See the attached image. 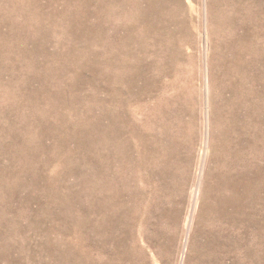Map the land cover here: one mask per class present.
Listing matches in <instances>:
<instances>
[{"label":"rangeland","instance_id":"1","mask_svg":"<svg viewBox=\"0 0 264 264\" xmlns=\"http://www.w3.org/2000/svg\"><path fill=\"white\" fill-rule=\"evenodd\" d=\"M263 19L0 0V264H264Z\"/></svg>","mask_w":264,"mask_h":264},{"label":"bare ground","instance_id":"2","mask_svg":"<svg viewBox=\"0 0 264 264\" xmlns=\"http://www.w3.org/2000/svg\"><path fill=\"white\" fill-rule=\"evenodd\" d=\"M203 1V0H202ZM221 1V0H220ZM160 2H162V1H160ZM166 2V1H165ZM169 2H171V1H169ZM182 2V1H181ZM227 2V1H226ZM232 2H233V0H232ZM147 3V2H146ZM184 3V2H183ZM244 3V2H243ZM259 3V2H258ZM150 4H152V3H150ZM219 4V3H218ZM256 4V3H255ZM260 4V3H259ZM117 5V4H116ZM170 5V4H169ZM174 5V4H173ZM177 5V4H176ZM222 5V4H221ZM224 5V4H223ZM263 5V4H262ZM206 6V5H205ZM210 6V5H209ZM183 7V6H182ZM189 7V6H188ZM212 7V6H211ZM259 7V6H258ZM173 8V7H172ZM202 8H203V4H202ZM213 8V7H212ZM221 8H223L222 6H221ZM204 9H205V7H204ZM214 9V8H213ZM218 9H220V8H218ZM232 9V8H231ZM240 9V8H239ZM141 10V9H140ZM215 10V9H214ZM256 10V9H255ZM204 11V10H203ZM206 11V10H205ZM183 12V11H182ZM205 14V13H204ZM173 15V14H172ZM236 15V14H235ZM182 16V15H181ZM127 17V16H126ZM179 17V16H178ZM242 17V16H241ZM251 17V16H250ZM156 18V17H155ZM133 19V18H132ZM135 19V18H134ZM238 19V18H237ZM259 19V18H258ZM136 20V19H135ZM254 20H256V19H254ZM264 20V19H263ZM232 21V20H231ZM250 21V20H249ZM204 23V22H203ZM234 23V22H233ZM257 23V22H256ZM141 24V23H140ZM247 24V23H246ZM229 25V24H228ZM253 25H254V23H253ZM154 26V25H153ZM159 26V25H158ZM183 27V26H182ZM228 27V26H227ZM242 27H244V26H242ZM246 27V26H245ZM248 27V26H247ZM152 28V27H151ZM231 28V27H230ZM229 28V29H230ZM252 28V27H251ZM250 28V29H251ZM150 29V28H149ZM183 29V28H182ZM247 29V28H246ZM254 29V28H253ZM222 30V29H221ZM241 30H243V28L241 29ZM245 30V29H244ZM255 30V29H254ZM166 31V30H165ZM246 31V30H245ZM249 31V30H248ZM253 31V30H252ZM138 32V31H137ZM140 32V31H139ZM241 32V31H240ZM146 33V32H145ZM149 33V32H148ZM151 33V32H150ZM180 33V32H179ZM205 33V32H204ZM203 33V34H204ZM228 33V32H227ZM246 33V32H245ZM251 33V32H250ZM255 33V32H254ZM113 34V33H112ZM202 34V35H203ZM217 34V33H216ZM246 34H248V33H246ZM150 35V34H149ZM149 35H148V37H149ZM241 35V34H240ZM240 35H238L239 37H240ZM135 36V35H134ZM146 36V35H145ZM151 36V35H150ZM180 36V35H179ZM213 36V35H212ZM251 36V35H250ZM20 36H18V38H19ZM138 37V36H137ZM141 37H142V35H141ZM160 37H162V36H160ZM243 37V36H242ZM248 37V36H247ZM247 37H246V40H247ZM11 38V37H10ZM143 38V37H142ZM238 38V37H237ZM249 38V37H248ZM261 38V37H260ZM20 39V38H19ZM157 39V38H156ZM160 39H162V38H160ZM188 39V38H187ZM236 39V38H235ZM252 39V38H251ZM145 40V39H144ZM242 40V39H241ZM245 39L243 38V41H244ZM18 41V40H17ZM139 41H140V39H139ZM153 41V40H152ZM243 41H241V43L243 42ZM254 41H255V39H254ZM257 41V40H256ZM259 41H260V39H259ZM163 42V41H162ZM169 42V41H168ZM205 42V41H204ZM229 42V41H228ZM247 42V41H246ZM250 43H251V41H249ZM254 43V42H253ZM152 44V43H151ZM167 44V43H166ZM208 43L206 42V50H208V45H207ZM229 44V43H228ZM248 44V43H247ZM141 45V44H140ZM165 45V44H164ZM168 45V44H167ZM232 45V44H231ZM243 45V44H242ZM162 46H163V44H162ZM170 46V45H169ZM249 46V45H248ZM244 47H245V45H244ZM204 48V47H203ZM245 48H247V47H245ZM245 48H244V50H245ZM144 49V48H143ZM230 49V48H229ZM237 49V48H236ZM241 49V48H240ZM243 49V48H242ZM251 49V48H250ZM254 49V48H253ZM222 50V49H221ZM231 51H232V49H230ZM233 50H235V49H233ZM238 50V49H237ZM252 50V49H251ZM256 50H257V48H256ZM226 51H228V50H226ZM231 51H229V52H231ZM258 51V50H257ZM161 52V51H160ZM234 52V51H233ZM232 52V53H233ZM252 52H254V51H252ZM258 52H260V51H258ZM220 53V52H219ZM245 53V52H244ZM247 53V52H246ZM264 52H262V54H263ZM212 54V53H211ZM221 54H223V52L221 53ZM220 54V55H221ZM238 54H240L241 55V53L239 52ZM251 54V53H250ZM254 54V53H253ZM219 55V54H218ZM181 56V55H180ZM188 56V55H187ZM205 56V55H204ZM209 56V55H208ZM222 56H224V54L222 55ZM222 56H220V57H222ZM236 56V55H235ZM244 56V55H243ZM248 57H249V55H247ZM258 56V55H257ZM257 56H256V58H257ZM237 57V56H236ZM245 57V56H244ZM179 58V57H178ZM181 58V57H180ZM215 58H216V56H215ZM219 58V57H218ZM239 58V57H238ZM259 58V57H258ZM200 59V58H199ZM213 59V58H212ZM212 59H211V61H212ZM223 58H221V60H222ZM225 59V58H224ZM250 59V58H249ZM216 60V59H215ZM236 60V59H235ZM242 60V59H241ZM259 60H262V59H259ZM237 61H238V59H237ZM246 60H244V62H245ZM178 62V61H177ZM249 62V61H248ZM221 62H219V64H220ZM225 63H226V61H225ZM224 63V64H225ZM253 63V62H252ZM233 64V63H232ZM243 64V63H242ZM257 64V63H256ZM248 65V64H247ZM206 66H208L207 64L205 65V67ZM227 66V65H226ZM236 67H237V65H235ZM242 66V65H241ZM210 67V66H209ZM223 67H224V65H223ZM229 67V66H228ZM253 67V66H252ZM226 68V67H225ZM225 68H223V69H225ZM230 68V67H229ZM250 68V67H249ZM259 68V67H258ZM213 69V68H212ZM240 69V68H239ZM261 69V68H260ZM206 70H207V68H206ZM205 70V71H206ZM228 70V69H227ZM230 70H232V69H230ZM214 71V70H213ZM240 71V70H239ZM257 71V70H256ZM262 71V70H261ZM207 72V71H206ZM264 72V71H263ZM228 74V73H227ZM239 74V73H238ZM237 74V75H238ZM205 75V74H204ZM207 75H208V73H207ZM207 75H206V77H207ZM222 75V74H221ZM220 75V76H221ZM241 75V74H240ZM258 75V74H257ZM236 76V75H235ZM115 77V76H114ZM212 77V76H211ZM216 77V76H215ZM231 77V76H230ZM229 77V78H230ZM226 78V77H225ZM232 78V77H231ZM239 78V77H238ZM118 79V78H117ZM227 79H228V77H227ZM211 80H212V78H211ZM213 82V81H212ZM230 83V82H229ZM112 84H113V82H112ZM204 84V83H203ZM222 84V83H221ZM225 84V83H224ZM253 84V83H252ZM264 84V83H263ZM255 85H257V84H255ZM116 86V85H115ZM210 86H211V84H210ZM227 86V85H226ZM241 86L242 85H240V88H241ZM263 86V85H262ZM221 88H224V87H221ZM262 89H264V88H262ZM211 90V89H210ZM217 90H219V89H217ZM220 91V90H219ZM118 92V91H117ZM242 92V91H241ZM255 93V92H254ZM244 94V93H243ZM253 94V93H252ZM180 95V94H179ZM206 96H207V98H206V120H207V122H208V119H209V105H208V91H207V93H206ZM241 97V96H240ZM160 98V97H159ZM234 100V99H233ZM242 101V100H241ZM253 101V100H252ZM254 103V102H253ZM240 104V103H239ZM255 104H257V102H255ZM254 104V105H255ZM224 105V104H223ZM227 105V104H226ZM154 107V106H153ZM220 107V106H219ZM147 108V107H146ZM244 108V107H243ZM160 109V108H159ZM154 110H155V108H154ZM219 110V109H218ZM238 110V109H237ZM236 110V111H237ZM241 110V109H240ZM239 110V111H240ZM244 110V109H243ZM152 111V110H151ZM159 111V110H158ZM211 111V110H210ZM212 112V111H211ZM218 112H220V111H218ZM227 112V111H226ZM238 112V111H237ZM159 113V112H158ZM152 114V113H151ZM154 114V113H153ZM214 114V113H213ZM216 114V113H215ZM227 114V113H226ZM216 115H218V114H216ZM222 115H224V113L222 114ZM146 116V115H145ZM144 116V117H145ZM210 116H213V115H210ZM214 117V116H213ZM224 117V116H223ZM227 117H228V115H227ZM225 119V118H224ZM146 121V120H145ZM264 121V120H263ZM227 123H228V120L226 121ZM208 124V123H207ZM226 124V123H225ZM232 124V123H231ZM230 124V125H231ZM261 124V123H260ZM258 125V124H257ZM144 126V125H143ZM214 126H215V124H214ZM223 126V125H222ZM229 126V125H228ZM234 126V125H233ZM254 126V125H253ZM209 125H207V129H209ZM236 127V126H235ZM234 127V128H235ZM244 127V126H243ZM242 127V128H243ZM248 127V126H247ZM261 127V126H260ZM226 128H227V126H226ZM238 128V127H237ZM231 129V128H230ZM241 129V128H240ZM248 129V128H247ZM224 130V129H223ZM229 130V128L226 130V132ZM244 130H246V129H244ZM222 131V130H221ZM234 131V130H233ZM253 131H254V129H253ZM169 132V131H168ZM259 133V132H258ZM257 132H256V134H258ZM261 133V132H260ZM254 135V134H253ZM228 136V135H227ZM235 136V135H234ZM233 136V137H234ZM209 137H210V131L209 130H207L206 131V133H205V141H207V140H209ZM225 137V136H224ZM248 137V136H247ZM120 138V137H119ZM229 139V138H228ZM169 140V139H168ZM237 140H239V139H237ZM250 140V139H249ZM222 141V140H221ZM125 142V141H124ZM240 142V141H239ZM223 143V142H222ZM250 143V142H249ZM225 144V143H224ZM217 145V144H216ZM237 145V144H236ZM117 152V151H116ZM206 154H207V150H206V152H205ZM235 153V152H234ZM206 154H205V156H206ZM113 157V156H112ZM257 157H258V155H257ZM260 157V156H259ZM206 158V157H205ZM220 158V157H219ZM232 158V157H231ZM123 159V158H122ZM217 159V158H216ZM257 159V158H256ZM115 160V159H114ZM206 160V159H205ZM262 160V159H261ZM260 160V161H261ZM92 161V160H91ZM219 161V160H218ZM226 166V165H225ZM125 168V167H124ZM262 170V169H261ZM260 170V171H261ZM262 174H263V172H262ZM217 175V174H216ZM264 176V175H263ZM103 182V181H102ZM214 190V189H213ZM102 192V191H101ZM198 192V191H197ZM224 204V203H223Z\"/></svg>","mask_w":264,"mask_h":264}]
</instances>
